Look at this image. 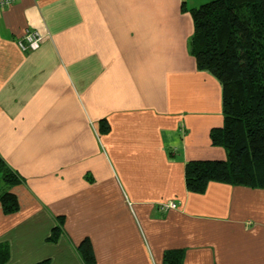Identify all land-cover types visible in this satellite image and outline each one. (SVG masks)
Segmentation results:
<instances>
[{
    "label": "crops",
    "instance_id": "crops-1",
    "mask_svg": "<svg viewBox=\"0 0 264 264\" xmlns=\"http://www.w3.org/2000/svg\"><path fill=\"white\" fill-rule=\"evenodd\" d=\"M208 1L0 8V155L22 177L19 210L0 201L2 264H163L173 249L182 264H264V188L186 187L189 160L226 157L210 138L221 85L189 49L190 9ZM29 29L45 34L36 50L18 45Z\"/></svg>",
    "mask_w": 264,
    "mask_h": 264
},
{
    "label": "trees",
    "instance_id": "trees-1",
    "mask_svg": "<svg viewBox=\"0 0 264 264\" xmlns=\"http://www.w3.org/2000/svg\"><path fill=\"white\" fill-rule=\"evenodd\" d=\"M194 31L189 49L197 69L221 85L223 123L213 127V146L226 157L189 160L186 187L204 192L209 182L264 188V0H210L190 9ZM102 129L108 130L106 120ZM22 177L0 155V201L5 213L19 210L11 188ZM60 227L53 231L56 240ZM87 263L94 261L88 240L79 246ZM0 264L9 255L0 248ZM181 249L168 250L163 264H182ZM37 264H49L42 261Z\"/></svg>",
    "mask_w": 264,
    "mask_h": 264
},
{
    "label": "built area",
    "instance_id": "built-area-1",
    "mask_svg": "<svg viewBox=\"0 0 264 264\" xmlns=\"http://www.w3.org/2000/svg\"><path fill=\"white\" fill-rule=\"evenodd\" d=\"M15 0H0V8L11 6ZM45 34L39 30H27L24 36L18 41V45L22 50H36L40 47ZM163 209L177 208L176 202L170 201L162 204Z\"/></svg>",
    "mask_w": 264,
    "mask_h": 264
},
{
    "label": "rangeland",
    "instance_id": "rangeland-1",
    "mask_svg": "<svg viewBox=\"0 0 264 264\" xmlns=\"http://www.w3.org/2000/svg\"><path fill=\"white\" fill-rule=\"evenodd\" d=\"M177 204V203H176Z\"/></svg>",
    "mask_w": 264,
    "mask_h": 264
}]
</instances>
